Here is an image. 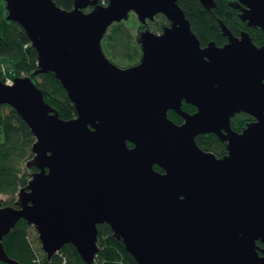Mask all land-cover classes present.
I'll use <instances>...</instances> for the list:
<instances>
[{"label":"water","instance_id":"1","mask_svg":"<svg viewBox=\"0 0 264 264\" xmlns=\"http://www.w3.org/2000/svg\"><path fill=\"white\" fill-rule=\"evenodd\" d=\"M2 2L37 53L33 75L51 73L76 116L61 119L29 77L0 81V107L34 138L30 179L0 207V262L19 264L2 241L24 220L48 260L72 245L93 264L97 226L106 224L137 264H264V47L221 21L226 43L201 46L177 0H73L70 10L53 0ZM230 6L264 35V0ZM130 13L145 26L156 15L168 24L141 30L139 62L122 68L101 41ZM239 113L254 120L238 133L230 120ZM207 134L225 145L222 158L197 146Z\"/></svg>","mask_w":264,"mask_h":264},{"label":"trees","instance_id":"2","mask_svg":"<svg viewBox=\"0 0 264 264\" xmlns=\"http://www.w3.org/2000/svg\"><path fill=\"white\" fill-rule=\"evenodd\" d=\"M53 1L62 9L72 8L73 0ZM228 1L215 0V7L208 11L199 0H177L201 46L209 42H215L217 46L225 44L226 38L222 36L219 26L221 21L234 36L247 32L255 46L264 47V35L261 30L247 27L238 17V11L232 8ZM98 3L106 5L108 0H98ZM5 14L4 3L0 1V63L7 67V73L0 72V81L4 82L5 78L14 80L18 77H29L42 92L44 101L57 111L61 119L75 118V108L59 81L51 73L33 75L37 69V53L30 45L25 31L17 23L7 21ZM155 19L157 21L153 22ZM154 20L151 21L152 23L149 22L152 29L158 32L168 24L162 15H156ZM134 22L137 34L133 36L128 27L129 23L134 24ZM151 25L140 24L132 13L126 21L111 25L101 41L102 50L110 62L122 68L136 65L141 58L140 46L137 43L138 34L145 28L150 30ZM182 109L187 113L195 111L194 107L188 104H183ZM168 118L175 124L182 123L181 117L172 111L168 113ZM253 120L250 115L239 113L231 118L230 127L239 133ZM0 135V194L10 198L6 203L0 201L2 207L13 205L12 198L30 179L31 172L24 169L22 164H26L32 157L31 146L34 138L26 124L7 105L0 107ZM195 142L202 151L210 152L217 158H222L227 153L225 145L213 134L198 135ZM24 157L27 159L25 162L22 160ZM155 170L163 172L158 167H155ZM30 230V226L24 220H20L5 236L2 244L8 257L20 264H85L72 245L63 246L50 260H46L38 238L35 237L34 243L39 244L40 249L31 243ZM97 239L98 252L93 264H137L125 251L123 244L112 238L108 225L97 226ZM0 264L6 263L0 262Z\"/></svg>","mask_w":264,"mask_h":264},{"label":"rangeland","instance_id":"3","mask_svg":"<svg viewBox=\"0 0 264 264\" xmlns=\"http://www.w3.org/2000/svg\"><path fill=\"white\" fill-rule=\"evenodd\" d=\"M233 1H234V0H230V1H228V2H229V5H230V3L233 2ZM238 13H239V11H238ZM133 15H134V14H133ZM238 17H239V15H238ZM155 21H157V20L155 19L153 22H155ZM123 22H124V21H123ZM151 23H152V22H151ZM151 23L148 21L147 24H150V25H151ZM147 24H146V25H147ZM128 29H129L130 33H131L133 36H134L135 34H137V32H136V23H135V22H134V24L129 23V27H128ZM150 30H151L152 32L159 33L158 31L152 29V25H151V27H150ZM236 37H237V36H236ZM225 43H226V42H225ZM0 139H1V135H0ZM22 160H24V162H25L27 159H26V157H24V158H22ZM22 167L25 169V163L22 164ZM16 199H17V195L14 196V197L12 198V200H13L14 202L16 201ZM0 201L3 202V203H6V202H9V201H10V198H9L7 195L0 194ZM30 228H31V227H30ZM35 237H37V234H36L35 231L31 228V230L29 231V239H30V241H31V243L33 244L34 247H37V248L40 249V245L34 243V241H35Z\"/></svg>","mask_w":264,"mask_h":264},{"label":"bare ground","instance_id":"4","mask_svg":"<svg viewBox=\"0 0 264 264\" xmlns=\"http://www.w3.org/2000/svg\"><path fill=\"white\" fill-rule=\"evenodd\" d=\"M0 72H2L3 74L7 73V67L4 64H2V63H0ZM178 175H179V178H180V175L183 176L180 171H179ZM188 184H190V183H188ZM235 196H236V191L234 189H229L225 193V198H227V199H231L232 200V199L235 198ZM46 260H48V259L46 258ZM17 263H19V262H17Z\"/></svg>","mask_w":264,"mask_h":264},{"label":"built area","instance_id":"5","mask_svg":"<svg viewBox=\"0 0 264 264\" xmlns=\"http://www.w3.org/2000/svg\"><path fill=\"white\" fill-rule=\"evenodd\" d=\"M103 4H104V3H103ZM4 83H5L7 86H11V85H13V80H11L10 78H5Z\"/></svg>","mask_w":264,"mask_h":264},{"label":"flooded vegetation","instance_id":"6","mask_svg":"<svg viewBox=\"0 0 264 264\" xmlns=\"http://www.w3.org/2000/svg\"><path fill=\"white\" fill-rule=\"evenodd\" d=\"M229 1H230V0H229ZM140 31H141V30H140ZM240 34H241V33H240ZM240 34H239V35H240ZM239 35H237V37H239ZM225 42H226V40H225ZM225 42H224V43H225Z\"/></svg>","mask_w":264,"mask_h":264}]
</instances>
